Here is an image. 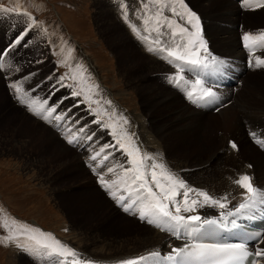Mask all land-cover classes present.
Masks as SVG:
<instances>
[{
    "label": "rangeland",
    "instance_id": "374dc122",
    "mask_svg": "<svg viewBox=\"0 0 264 264\" xmlns=\"http://www.w3.org/2000/svg\"><path fill=\"white\" fill-rule=\"evenodd\" d=\"M154 1V4L158 3V0ZM162 1L171 8H175L176 12L182 13L185 11L181 7L179 0ZM229 1L234 2V4L232 3L233 8L238 7L239 9L238 4L234 0ZM152 2L150 3L152 4ZM251 2L253 0H249L246 7ZM0 3V8L14 11L15 8L21 7L19 10L27 9L33 14V18H28V14H24V18H20L22 19L20 23L21 32L28 29L27 24L30 23L31 29L28 30L25 37L28 41L27 44L23 47L19 46L18 51L15 49L11 50L13 52L10 53L12 59L8 65V76L3 77L0 72V264H12L11 262L14 259L16 261L14 264H40L43 262L45 257L49 255L48 251L46 249H38L35 241L27 238L30 236L42 238L40 237V233H43L45 236L50 235L59 242V239H65V243L66 241L77 240L81 246V250H83V239L85 237V235L83 237V233L90 226L99 224L97 230L94 232L103 236V240L105 238L109 240L122 235L127 236L128 233L136 231V228H138L139 232H142L137 223L133 224L137 226L135 227L128 223L127 220L108 218L109 214L107 212L99 211L102 207L100 202L106 200L112 209H116L123 215L124 210H122L121 201L118 204L115 201L120 200L118 199L120 195H127L126 192L122 191V187H125L123 184H119L122 187H120L119 192H115L113 188L109 190L103 184L96 181V179L100 180L99 173L102 171L104 180L108 181L109 184L120 178L123 170L121 165L126 160L116 158L121 155L119 148L105 149L102 154L108 155L111 166L107 167L109 160H103V163L97 166L96 170L85 168L87 163L93 161L90 156L99 149L101 144H111L117 138L123 144H126L125 140L128 141L130 139V142L124 145V147L133 150L137 149L138 146V154L140 156L147 159L151 157V160L148 159L147 161L145 159V163H161L160 165L163 168L161 167L160 171L165 173V175L172 174L178 181H184V185L187 188L201 185L203 176H206V179L209 180H217V175L215 174H218L219 169L224 168L232 173L231 170L234 166L229 162L233 160L236 162L235 164H241L243 161V164L247 167L248 163L246 164V162H248V159L244 153H239L241 150L238 149V146L235 149V156L225 154L227 151L224 149L231 146V138L234 140L235 138L232 137L233 134L228 133L226 128L223 129L221 125L217 124V121L223 118L221 117L223 116L221 115L222 112L233 105L231 103H229L230 106L222 109L219 113L213 111L206 113L203 111L201 112L202 115L199 114V125H203L201 127L203 137H201L200 142L203 144L201 145L202 148L196 149V152L200 150L197 153L198 155L195 154L197 155L196 157H192V154L195 153L193 150L195 146L188 150L187 155H184V149L180 148L182 143H189V139L185 138V140H181V138L175 137L172 140L169 136L165 137L168 132V135L171 134L172 130H167L168 132L161 135L158 126L154 123L162 120H174L173 118L176 116V113L179 111L177 109L179 108L182 109L184 107L186 113H193L196 109L191 103L194 95L190 97L187 93L189 79L194 72L191 69L189 73L183 75V71L175 67L177 61L167 55L168 50H176V46L179 44L176 35L173 38V33L178 34L174 31V28L185 27L190 29L191 33H195V30L191 29V26L183 25L184 17L182 18L181 15H175L177 22H174L169 28L172 35L165 37L162 41L156 40L158 42H155L154 40L145 38L146 36L144 35L141 36V33L131 32L130 29L132 27L133 30L137 31L139 28L133 23H131L132 25L129 24L128 20H135L139 16L142 19L144 14H146V10L142 8L141 12L138 9L134 15H130L132 10H130L131 5L128 4V0H0ZM207 3V0H184L187 8L196 12L204 21V25L206 26L204 33L208 34L209 39H211L209 44L223 48V44H219L216 38L213 37L207 23L214 16H219L216 11L218 7L224 8V5L220 3L211 9L208 8ZM262 3L264 1H261L260 5ZM261 8L264 9V7ZM262 9H248L245 13H242L239 9L240 15H242L239 28L243 32L240 31L242 34L240 36L242 44L248 42L244 40L246 35L252 37L254 34L252 37L254 39L257 31L259 33L264 30L263 12L251 15V18L245 17L248 13L260 12ZM170 11L172 12V10ZM147 14L152 15L151 13ZM17 16L19 15H11L10 17ZM2 17L7 16L2 14ZM3 22L17 23L18 21L4 19ZM221 24L219 26L221 29H224ZM12 27L13 25L7 24L9 36ZM246 27L249 29L244 31L243 28ZM0 34V51H3L9 45V42L8 44L3 42L5 30L1 29ZM205 34L202 35L203 39L206 38ZM13 41H11L10 45ZM242 44L241 49L244 50ZM256 44L259 45L255 42L250 47V54H254L255 52L256 54L264 55V51H260L262 45L260 44L259 48H255ZM257 45L256 47H258ZM131 48L138 49L142 53L139 55H143L142 59H145L147 55L153 56L154 54V56L159 57V60H165L171 71L175 73L170 75L177 74L178 77L184 76V87H180L178 84V91H176L175 87L167 85L168 82L170 83L169 80L161 79L159 75L154 76L152 79L149 74L150 72L146 69L147 67L144 69V66H147L146 63L145 65L144 62L138 63L135 57L137 56L136 53H134V56L131 54L133 52H130ZM154 48L160 49L161 53L153 52ZM253 48L259 50L260 53L256 52L257 50L254 51ZM183 50L181 48V51ZM198 51L201 53L200 59L205 57L203 49H198ZM224 52L227 54L225 56H229L225 48ZM214 53L212 55L218 57V52ZM245 56H247L246 52ZM11 63L14 69L10 68ZM156 63L153 62L154 66L159 67V63L157 65ZM170 64L171 66L174 65L173 68ZM57 71L66 78H70L69 83L74 86L77 92L81 93L80 96L84 100L85 105L96 111V115L102 121L101 123L95 124V117L92 116L90 118L87 116L89 112L84 111L85 105L82 102L79 107L72 108L67 116H65V120L68 117H72V120H69L67 125L64 122L61 123V121L52 120L49 123V121L42 119L52 104L59 101L61 97H69V93L73 91L72 88H68L64 83L60 84L57 82V78H60ZM133 71L134 74H132ZM163 71H168V69L164 67ZM254 74L241 91V97L244 94L243 99L247 101L251 98L250 93L255 94V89L264 87V71ZM153 82H156V84ZM171 84H173V80ZM241 84H243V81ZM13 85L19 88V92L16 91V87H13ZM155 85L162 88V91L164 89L167 92L176 94V97L179 99L173 98L174 105L172 107L155 106L151 103L149 94H152L151 91L155 90ZM195 85L193 84L192 86L194 87ZM194 89L197 90V88ZM200 89L206 93V90ZM235 91L233 92L237 93V90ZM256 94L260 100L259 103H264V92H256ZM77 101L82 100L76 97L75 99H66L57 108V112L69 108ZM175 105L178 106L176 107ZM232 108H234V112L228 115L235 117L236 111H241V108L237 104H234ZM33 109L39 112L40 115H35L32 111ZM257 109L264 110V105L260 104ZM55 114L53 113V116ZM28 118L36 121L40 127L44 126L48 128L54 136H57L59 140L57 138H50V140L54 142V139H56L59 141L58 143H61L58 150H62V155H60L62 158L58 157L48 165L45 161V156L33 152L32 146L44 148L51 146V144L47 142L48 140L43 133L34 130V128L38 127L35 122H32L34 125L27 123ZM208 119L211 120L208 121ZM73 121H80L79 127L87 126L85 132H83V137L86 133L92 134V140L95 143L87 151L85 149L92 141L85 140L80 135L76 137L78 144L69 145L66 142L67 137H69L67 134L75 131V128L69 131V125ZM151 122L154 123L153 126ZM243 122L245 125L246 123L249 124V121ZM238 128L239 126L236 124L234 129ZM247 129L250 133H257L252 128ZM64 130L66 131L64 132ZM113 132H115V135H113ZM142 135H144V138H140ZM148 137L154 141L148 140ZM259 137L257 135V138ZM234 140L233 142H236ZM146 143L147 145L145 146ZM235 144L237 145V142ZM260 150L264 154V147ZM216 153L218 154L216 155ZM225 157L227 158L224 159ZM122 158H124V155H122ZM100 159L102 158H97V160ZM179 162H183V164L190 162L187 164L189 168L184 170L185 172L183 170L180 171L179 167L181 166ZM55 169L57 171H54ZM108 169H112V171H108ZM233 173H239V170L236 172V169H234ZM257 178L259 179V176ZM252 181L253 179L251 178V184L254 185ZM257 184L259 188L261 183L258 182ZM93 190L98 191V195L87 192ZM177 190L182 192L184 189L177 188ZM263 192L264 187L257 189L256 201L262 199ZM116 194L115 199L112 196ZM135 198L136 193L133 192L131 199ZM98 204L99 206H97ZM118 205L121 208L117 207ZM215 207L219 208L218 205ZM91 211L95 212V214L91 217L93 220L89 221L87 213ZM129 212L131 213L129 214L131 215L129 219L132 220L133 217L139 218V208L138 212L131 209H129ZM197 212L195 210L187 214ZM133 220L137 221V219ZM94 232L93 230L89 232L90 238L94 237L92 234ZM60 244L62 245V242ZM136 248L137 250L141 249L138 254L139 258L143 257L142 260L139 259L141 264H146L152 258L155 261V258H159L160 256L155 255V257L151 255L149 251H153V248L149 246L143 245ZM31 251L36 253L35 261L28 255V252ZM123 254L126 255L127 252L124 251ZM124 255L106 260L93 257V259L86 261L84 264H98V262L99 264H118L116 261H119L122 256L125 258L126 256ZM50 257H63V255H50ZM66 257L68 258L64 252V258ZM53 264H72V262L68 263L65 261V263L56 262Z\"/></svg>",
    "mask_w": 264,
    "mask_h": 264
},
{
    "label": "bare ground",
    "instance_id": "6f19581e",
    "mask_svg": "<svg viewBox=\"0 0 264 264\" xmlns=\"http://www.w3.org/2000/svg\"><path fill=\"white\" fill-rule=\"evenodd\" d=\"M207 1H208L207 6H208V8H211V9L215 8L220 3L224 5V8L218 7V10L216 11L219 16L218 17L214 16L211 19V21L207 23L209 25L208 27H210V31L212 32L213 37L216 38V40L219 44H223L224 47L220 48L218 46L209 44L211 39H209L208 34L204 33V28L206 26L204 25L205 24L204 21L200 18V23H201V35H200V37H201V39L206 42V48L208 51L212 50L215 53L218 52L217 53L218 57H215L216 58L215 60L212 59V56L203 57L202 59H205V60L208 59L211 61L222 60V61H225L227 63L230 62V64H232V61H235V62H237L238 68L240 69V74H241L240 76L241 77L243 76L245 78V79L244 78L241 79L243 81V84H241V86L239 84V86L237 88L232 87L231 90L226 91V93H225V96L230 98V100L228 102L233 104V105L237 104V106L241 108V111L240 110L236 111L237 113L235 114V117L228 115L229 113L234 112L233 111L234 108H232V106H233L232 105L231 107L227 108L224 112H222L221 115H223V116H221V117H223V118H222V120L217 121V124L221 125L223 129L226 128L229 134H233L232 137L235 138V140L237 142L238 149L241 150V152H239V153L245 154L246 158L248 159V162H246V164L248 163V165H247V167H245V164H243V161L241 164H238V163L235 164L236 162L233 160V161L229 162L231 165L234 166V167H232V170H231L232 173L228 172L224 168L219 169L218 174H215V175H217V180L216 179L215 180H209V179H206V176H203L201 185H198V186L194 185V187H191V188L188 187V189L205 191L214 199H218V200H220V202L227 204V207L225 209L217 208V207L211 205L210 203L204 204L202 197H198L196 192L190 191V200H192V199H198L199 200V203L195 206V210L198 211L197 213L202 216V219L204 217L212 218V219H220L221 217L219 214L224 213L225 216H227L230 220H234V219H238V218L247 217L248 214L251 213V210H248V209L242 210L241 213H235L234 212L235 207H237L241 203H248V201L246 200V197L248 195H254L256 198L257 189L264 187L263 186L264 185V154L260 150V149H262V147H264V110L261 111V110L257 109V107L260 104L264 105V103H262V102L259 103L260 100L257 98V94H256V92L257 93L262 92V91L264 92V87L262 86L259 89H255L254 90L255 94L250 93L251 98L249 101L243 99V96H245L244 94L241 97V91L247 85L249 79L255 75L254 73H259L261 71H264V55L263 54L262 55L256 54L255 52H254V54L251 53L252 54L251 60H250L251 63L248 64V66H247L246 65L247 59H245V57H246L245 52H244V50L241 49V44H240L241 43L240 36H242V34H241L242 29L239 30V28H240V24H241L242 15H240V11H239L238 7L233 8L232 6H233L234 2L229 1V0H207ZM150 2H152V0H143V3L141 2V0H128V4L131 5L130 10H132L130 15H134L135 12L138 11V9H140L141 12L143 9L146 10V14H144L142 19H140V16H139V18H137L135 20H128L129 24L133 23L136 27L139 28L137 31V30H133V27L131 26L132 29H130V30H131V32L135 31L137 33H141L142 34L141 36L144 35V36H146L145 38H148L150 40H154L155 42L162 41L165 39V37L172 35V33L169 30L170 27H168L166 25L164 28L159 29V32H162L163 35H158L157 30H156V20L160 19V22L163 24V23H165L163 18L166 17V18H168V20L172 26V24L174 22H177V19H176V16L173 15V13L170 11V10H172V8L169 5H167L166 3H164L162 0H158L157 4H154V2H155L154 0H153L152 4ZM155 5H157V7H155ZM260 9H262V8H260ZM256 12H258V11H256ZM256 12L248 13L245 15V17L247 16L248 18H251L250 17L251 15H257L261 12L264 13V9L260 10V12H258V13H256ZM147 13H151L152 15L147 14ZM177 13H179V12H177ZM157 14H159V15L157 16ZM127 18H128V16H127ZM138 19H139V21H138ZM146 19L149 21V24L147 26L144 24V20H146ZM220 22L223 24H221ZM219 23L221 24V26L224 29H221V27L219 26L220 25ZM183 25H189L187 23L186 15L184 16V19H183ZM189 26H191V25H189ZM251 26H253V25H251ZM259 26L261 27V25H259ZM243 29H244V31L245 30L247 31V29H249V28L246 27ZM174 31L178 33V34H176V37H177V41L179 42V44L183 42L184 47H186V41L189 39V35L188 34H183V35L180 34V28H174ZM257 32L255 33L256 34L255 37H257L256 42L259 45L260 44L262 45V43L264 42V39H262V38H264V35H262V34H264V30L262 32H259V33H257ZM202 33L205 34L204 36L206 38H204V39L202 38V35H203ZM192 34L194 36V33H192ZM253 35H252V37H253ZM156 40H158V41H156ZM8 42H9V40H7V44H8ZM4 43H5V41H4ZM256 45H255V48H259V45H257L258 47H256ZM207 46H211V47H207ZM212 46L215 48H213ZM224 48L226 49V52L229 53V56H225L227 54L224 52ZM154 49L155 50H153V52L161 53L160 49H158V48H154ZM156 49H158V50L156 51ZM256 50L254 49V51H256ZM212 51H211V53H213ZM260 51H261V49H260ZM260 51L257 50L256 52L260 53ZM130 52H133V53H131L132 55H134V53H136L137 56H135V55L134 56L136 57V60L138 63L144 62V65L146 63L147 66H144V69L147 67L146 69L148 72H150L149 74L151 75L152 79L154 78V76L159 75L161 77V79H167L170 81V83L169 82L167 83L168 86L174 87V85L171 84V81L172 80L174 81L175 79H178L179 77L177 76V74L176 75H170V74H175V73L173 71H171L170 67L168 66V63L165 60H159V57H156L153 54V56H149V55L146 56L145 55L147 58V61L145 62L146 58L142 59L143 55L142 56L139 55L142 53L138 49L135 50V49L131 48ZM203 52L205 54L204 49H203ZM261 52H263V51H261ZM156 55L158 56V54H156ZM222 58H225V59H222ZM153 62L154 63L158 62L160 66L155 67ZM158 63H156V65ZM170 66H171V64H170ZM173 66H171V67L173 68ZM185 66H188V65H185ZM139 67H140V64H139ZM164 67L167 68L168 71H163ZM185 68L188 69V67H185ZM129 69H130V67H129ZM134 71L132 72V74H134ZM136 73H137V71H136ZM195 73H197V71H195ZM146 74H148V73H146ZM178 74H180V73H178ZM260 74H262V73H260ZM260 74H257V75H260ZM153 83L156 84V82H153ZM184 84H185L184 80H179L180 87L183 86ZM150 87H151V85H150ZM193 88H197V90H200V88H202V87L200 84H196ZM154 89L155 90L151 91L152 94L151 93L149 94V100H151V103L154 104L155 106H164L167 108L169 106L172 107L174 105L173 104L174 103L173 98L176 100L179 99L178 97H176V94L167 92L164 89L162 91V88H160L158 85H155ZM234 89L237 90V93H235L236 91L233 92ZM175 106L177 107L178 105H175ZM15 110H17V109H15ZM177 110H179V111L176 113V116L174 115L175 116L173 118L174 120H172V121H171V119H169L168 121L162 120L159 122L157 121L158 123L157 122H154V123L158 126V130H159V133L161 135L164 134L165 132H168L167 130H172V133L168 135V133H169L168 132L167 136H165V137L169 136L172 140L175 137L176 138L179 137V138H181V140L182 139L185 140V138L189 139L188 140L189 143H187V142L185 144L182 143L180 148L184 149V151H185L184 155H187L188 150L190 148H192L193 146H195V149H193L195 153L192 154V157H196L198 155L197 153L200 152V150H199V152L198 151L196 152V149H198L199 147L202 148L201 145L203 144L202 142H200L201 137H203V135L201 134V127H203V125H201V124L199 125L200 120H198V117H199V114L202 115L201 112L204 111L207 113V111H205V110L200 111V109H198V110L195 109L196 111L194 110L193 113L192 112L186 113L184 107L182 109L179 108ZM250 111H252V112L250 113ZM219 116H220V114H219ZM210 117H213V116H210ZM209 120H211V119H208V121ZM27 121H28L27 123H31L32 125H34V123H32V122H35V124L38 125V123L31 118H28ZM243 121H249V124L246 123V125H245ZM154 123H152V126L154 125ZM236 124L239 126L238 129H234L236 127ZM154 127H156V126H154ZM247 128H252L257 133H250ZM34 130L40 131L41 133H43L46 136V139L48 140L47 142H49L51 144V146H49V147L47 146L44 148L32 146L31 148H32L33 152L40 154L42 156H45V161L48 165H50L52 162H54V160L56 158H58V157L62 158L60 156V155H62V150L61 151L58 150V147H60L61 143H58L59 139L57 138V136L55 135L56 136L55 137L54 134H52V132L48 128H45L44 126L40 127L38 125V127L34 128ZM50 134H51V136H50ZM145 135H147V134H145ZM257 135H258V137L260 135V137L257 138ZM143 136L144 135L140 136V138ZM114 137H116V136H114ZM50 138H57L58 140L54 139V142H55L54 143L50 140ZM121 138L124 139L123 137H121ZM143 138H142V140H143ZM150 139L152 141H154L152 138L148 137V140H150ZM129 140L128 141L125 140L127 142L126 144H128L130 142ZM231 140H232L231 141V143H232L234 139L231 138ZM136 142L138 143V141H136ZM144 143H145V141H144ZM153 143H155V142H153ZM126 144H123V145H126ZM146 145H147V143L145 144V146ZM160 147H162V146H160ZM235 149L236 148H232L231 146H229L228 148L224 149L227 151V153H225V154L234 155ZM195 154H197V155H195ZM217 154L218 153H216V155ZM193 155H195V156H193ZM230 157H232V156H230ZM226 158L227 157H225L224 159H226ZM186 159H188V158H186ZM245 161H247V160H245ZM188 163H190V162H186V164H183V162H179V165L181 166V167L178 166L180 168V171H182V170L184 171L187 168H189L187 165ZM162 168H163V166H162ZM234 169H236V172L239 170V173H233ZM54 171H57V169H55ZM52 173H53V171H52ZM210 174L212 175V173H210ZM207 175H209V174H207ZM244 175H247L253 179L254 182L252 181V183L254 185H252V186L255 190L254 193H251V194L248 193L243 187L240 186V184L236 183V181L240 180ZM256 176L257 177L259 176V179ZM258 182L261 183L259 188H258V184H257ZM120 187H122V185H119V187H114L113 191L119 192ZM122 188H124V187H122ZM185 188H187V186ZM183 191L184 190H182V192ZM87 192L89 194L98 195V191H96V190L87 191ZM114 196L116 197L117 194ZM114 196H112V197H114ZM225 196L227 197V199H224ZM176 199H179V197H177ZM257 201H260V200H257ZM100 204L102 205V207L100 208L99 211L107 212L109 214L108 218H112V219H119L120 218L122 220H127L128 223H130L132 226H135L133 224L137 223L139 225V229L142 232H139L138 228H136V231H132L130 234L128 233L127 236L122 235V236H117L116 238H112L109 240L106 238L103 240V236L94 232L97 230L99 224L94 225V226H90V228L87 227V230L86 231L84 230L85 234L83 233V237L85 235V237L83 239V250H81V246L79 245V242L77 240L71 239L72 241H66V246H71V245L73 247L75 246V248H77L83 252V264L86 263V261L93 259V257L101 258L102 260L115 258L119 255H124L123 254L124 251L127 252V254L124 255L126 257L123 258V256H122V258L119 259V261H116V262H118V264H122L123 261L124 262L133 261L134 264H141V262L138 259L139 258L138 254L141 251V249L137 250L136 247L143 246V245H146V246L153 248L152 249L153 251H149V252L159 253V255H160L159 258H155L156 259L155 261L152 258L146 264H165L166 258L168 256V254L172 252V249L175 247H179L182 244H185V242H186V240L179 242L177 240V238L172 236L169 232L164 231L161 228H158L155 224H149L147 222V219L141 220L138 217H133L132 220L129 219L131 217V215H129V214H131L129 211H128L129 213L123 211L124 214L122 215L116 209L115 210L112 209L111 205L106 200L101 201ZM97 206H99V204ZM117 207H119V205ZM169 207H170V210H172L173 212L175 211L174 206L172 204H170ZM187 213L188 212L183 211V204L181 201V212L179 214L184 215V216H189V214L191 215V213H189V214H187ZM229 213H232V215H229ZM94 214H95V212H92V211L88 212L87 213V215H88L87 219L89 221L93 220V219H91V217H93ZM192 214H194V213H192ZM209 215H211V216H209ZM133 219H137V221H135ZM135 227H137V226H135ZM92 230L94 232V233H92L94 235V237L90 238L89 232ZM63 242L65 243V239L63 240ZM260 247L264 248V243H261ZM63 250H64V248H63ZM156 256H158V255H156ZM63 258H64V254H63ZM15 262L16 261L14 259L13 262H11V263L14 264ZM88 264H90V263H88ZM98 264H99V262H98ZM100 264H102V263H100Z\"/></svg>",
    "mask_w": 264,
    "mask_h": 264
},
{
    "label": "snow or ice",
    "instance_id": "6c2138e0",
    "mask_svg": "<svg viewBox=\"0 0 264 264\" xmlns=\"http://www.w3.org/2000/svg\"><path fill=\"white\" fill-rule=\"evenodd\" d=\"M143 3V0H141ZM181 7L185 9L182 13H177L175 8H172L173 15H181L183 18L185 15L187 17V23L191 25L192 29H195L194 36L191 33L190 29L181 27L180 34H188L189 39L186 41V47H184V43L177 44L176 50H168L167 55L169 57H173L175 61L179 62L176 64V67L183 71V65H189L193 68L203 67L207 68L208 64H201L200 59V51L198 49H204L205 57L212 56V59L216 58L212 55L210 51L206 48V42L202 39H199L201 35V23L200 17L196 12L191 11L187 8V5L184 4V0H179ZM264 7V3L259 5ZM159 14H157L158 16ZM165 23H161L160 19L156 20V30L158 35H163L162 32H159L160 28H164L166 25L171 27V23L168 18H163ZM144 24L147 26L149 21L144 20ZM27 29L19 34L16 39L12 42L8 47L11 48L13 45H26L27 40L25 37L27 36ZM176 33H173V38H175ZM252 37L250 35H246L244 40H251ZM264 39V38H262ZM181 48L184 50L181 51ZM7 52V49H4L0 52V56ZM2 67V65H0ZM179 80H183L184 76H179ZM57 82L63 84V78H57ZM201 80L197 79L195 84H200ZM16 91L19 92V88L16 85ZM68 87H71L68 85ZM213 86H209L206 90V96L212 97L215 93L212 91ZM193 91H190L188 95L191 97L193 95ZM81 93L75 90L69 93V97H61L59 101L55 104H52L48 109L47 114L42 117L43 120L49 121L51 123L52 120L55 121H64L65 124H68L69 120H72V117H68L65 120V116H67L68 112L71 111L74 107H79L82 101H77L75 104L71 105L67 109H62L60 112H57V108L60 104L64 103L66 99L72 98L75 99L76 96H79ZM51 95V94H50ZM212 101H209L211 103ZM33 113L37 116L40 115L39 112H36L34 109ZM90 114L93 113V110L89 107ZM53 113H56L53 116ZM51 118V119H50ZM83 119V118H82ZM96 123H99L97 120ZM80 121H73L71 125H69V131L72 128H75V131L67 137L66 142L69 145L78 144V140L76 139L78 133L85 132L84 127H79ZM115 135V132H113ZM85 140L92 141V143L88 144L85 151L88 148L92 147V144L95 143L92 140V134L86 133L83 137ZM232 148H237L235 142L231 143ZM119 148L121 154L126 155L130 158L128 161L121 165L122 173L120 178L109 184L108 181L104 180L103 172L99 173L100 180L99 183L103 184L109 190H112L114 187H118L119 184H123L125 187L123 188V192L128 194V197H131L133 192L136 193V198L131 199L128 205L123 206V210L128 212L130 207L133 205H137L139 201V218L141 220L147 219L149 224H155L158 228H161L164 231L169 232L172 236L177 239L187 240L188 237L192 236L193 239L197 240V243L191 248L187 244H182L179 247H175L172 249V252L168 254L167 258L169 260L174 261V264H191V260H195L198 264H209V257H216L217 264H264V248L256 247L252 250H249L246 242L240 243H228V244H209L206 242H201L198 240L194 233H199L204 229L205 225L209 228L213 226H218L221 228L226 227L223 224V220L225 218L224 213H220L221 220H216L212 218L204 217L202 219L201 215H190L184 216L180 215L181 212V201L183 204V211L185 212H193L195 210V206L199 203L198 199L190 200V191L196 192L198 197L203 198L204 204H211L213 206H217L220 209H225L227 207L226 203L220 202L218 199H214L207 192L202 190L188 189L185 188L184 182L176 180L172 174L165 175L161 169V165L158 163H145L144 157L138 154V146L137 149L129 150L124 147L123 142L117 138L111 144H101L99 149L95 151L94 154H91L90 158L93 161H96L98 157H101L103 160L108 159V155L104 154L105 149H116ZM151 160V157L148 158ZM108 171H112V169H108ZM236 183L240 184L248 193H254V188L251 184V178L247 175H244L240 180H237ZM177 188H183L184 191L181 193L177 191ZM179 197V199H176ZM114 198H116L114 196ZM121 202L124 201L125 196L122 194L118 197ZM224 199H227L225 196ZM248 203H241L237 207H235V213H241L242 210L248 209L251 211H259L264 210V200H260L259 204L255 199L254 195H248L246 197ZM172 204L174 206L175 211L170 210L169 205ZM232 215V213H229ZM232 225L235 224L233 220L231 222ZM40 237L30 236L27 237L30 240L35 241V245L38 249H46L49 255H63L64 246L60 244L59 241L55 240L50 235L45 236L43 233H40ZM257 240V244L264 243V237H258L257 234H252L245 238V240ZM151 255H159V253H151ZM191 258V259H189ZM250 258V259H249ZM138 259H143L140 257ZM122 264H134L133 261L122 262Z\"/></svg>",
    "mask_w": 264,
    "mask_h": 264
},
{
    "label": "crops",
    "instance_id": "0c3cea01",
    "mask_svg": "<svg viewBox=\"0 0 264 264\" xmlns=\"http://www.w3.org/2000/svg\"><path fill=\"white\" fill-rule=\"evenodd\" d=\"M0 36H1V34H0ZM2 39H3V38H2ZM3 40L5 41V39H3ZM4 41H3V42H4Z\"/></svg>",
    "mask_w": 264,
    "mask_h": 264
}]
</instances>
